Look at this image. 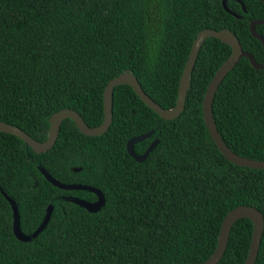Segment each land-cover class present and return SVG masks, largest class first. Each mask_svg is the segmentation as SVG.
Wrapping results in <instances>:
<instances>
[{
	"label": "trees",
	"instance_id": "16d2710c",
	"mask_svg": "<svg viewBox=\"0 0 264 264\" xmlns=\"http://www.w3.org/2000/svg\"><path fill=\"white\" fill-rule=\"evenodd\" d=\"M227 7L240 18L226 13L222 0H0V121L41 143L61 110L98 127L104 89L124 73L170 110L193 40L204 30L230 31L263 64L249 26L264 20V3L229 0ZM255 32L264 39V25ZM230 54L220 41H205L174 121L162 120L121 86L102 136L85 137L65 120L54 147L37 155L0 132V189L16 204L21 231L32 234L53 207L44 230L21 242L0 193V264H201L230 210L253 207L264 217V171L229 163L203 121L206 89ZM212 114L235 155L264 162V70L241 59L220 85ZM150 131L134 153L142 155L155 139L159 144L136 163L126 143ZM38 168L62 184L99 190L104 207L89 213L72 204L71 198L93 203L96 197L54 188ZM252 230L249 219L237 220L217 264H243ZM255 264H264V226Z\"/></svg>",
	"mask_w": 264,
	"mask_h": 264
},
{
	"label": "water",
	"instance_id": "95a60500",
	"mask_svg": "<svg viewBox=\"0 0 264 264\" xmlns=\"http://www.w3.org/2000/svg\"><path fill=\"white\" fill-rule=\"evenodd\" d=\"M228 1L229 0H222L223 10L226 13L232 15L233 17L239 19L240 18L239 16L229 11L227 7ZM254 1H260L264 3V0H254ZM237 2L241 5L242 11L245 14L246 13L245 8L241 4V2L239 1ZM261 25H264V20L253 21L250 23L249 30L252 37L261 43L264 51V39L255 32V28ZM210 38L216 39L221 43L227 45L230 48L231 54L229 58L221 65V67L214 74L212 80L210 81L206 89L201 107L205 129L207 130L212 142L214 143L218 151L229 163H231L234 166L246 168L249 170L264 171V162L252 161L241 158L235 155L225 145V143L222 141L217 131L213 119L212 104L214 97L220 85L226 78V76L237 66V64L241 59L243 58L247 59L251 67L255 71L264 70V63L263 64L256 63V61L251 55L244 52L242 50V47L238 39L228 30H221V31L204 30L196 35L195 39L193 40L187 61L185 63L184 69L182 71L179 80V84L177 88L176 104L174 108L170 110H164L159 105H157L152 99H150L144 93L137 79L132 74L124 73L119 77H116L111 81H109V83L104 89L103 121L101 125L98 127L89 128L78 113L70 109H65L52 115V117L49 119L50 127L48 130V136L47 139L42 143L37 142L22 130L13 127L11 126V124H8L6 122L0 121V132L9 134L10 136L20 140L27 148L31 149V151L37 155L44 154L50 151L54 147L58 138L61 124L65 120L71 121L75 125L79 133L85 137L92 138V137L102 136L108 131V129L112 124L113 91L115 88L121 86L130 87L134 92V94L139 98V100L149 110H151L153 113L159 116L162 120L174 121L178 117H180V115L184 111L186 95L190 89V77L195 67L197 57L205 41ZM152 135H153V131H150L149 133H146L144 135L134 137L126 143L125 146L126 153L134 162L139 164L143 163L148 158L149 154L152 153V151L158 146L159 140L155 139L142 155H136L134 153V146L138 143L148 140L149 138H151ZM38 171L46 180V182L56 189L66 192H73V191L86 192L93 194L96 197V201L93 203H89L77 198L69 199V202L78 206L79 208L85 209L89 213H97L104 207L105 199L99 190L84 185H65L53 179L42 168H38ZM0 193L3 195V197L5 198V200L7 201V203L9 204L12 210V232L15 238L21 242H29L32 239L36 238L38 234L41 233L44 230V228L47 226L51 217L53 207L48 206V208L46 209L45 216L42 222L40 223V225L36 228V230H34L32 234L26 235L21 231L20 228L19 212L16 204L11 198H9L6 194H4V192L1 189H0ZM242 218L249 219L253 224L250 245L246 259L243 262V264H255L258 256V251L260 248L262 233H263L264 217L263 214L258 209H255L253 207H244V206L232 209L224 216L220 226V231L217 237L215 249L213 253L209 256V258L204 262H202L201 264H217L221 260L227 247V242L231 227L237 220Z\"/></svg>",
	"mask_w": 264,
	"mask_h": 264
}]
</instances>
